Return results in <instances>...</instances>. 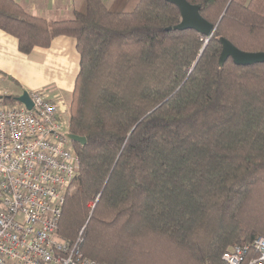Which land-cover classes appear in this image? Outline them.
Returning <instances> with one entry per match:
<instances>
[{"label": "trees", "instance_id": "16d2710c", "mask_svg": "<svg viewBox=\"0 0 264 264\" xmlns=\"http://www.w3.org/2000/svg\"><path fill=\"white\" fill-rule=\"evenodd\" d=\"M217 26L169 28V0H84L49 21L0 0V30L30 55L76 40L80 70L68 132L81 165L59 236L108 264H224L264 237V64L220 65L222 40L264 53V0H187ZM11 100V98H6Z\"/></svg>", "mask_w": 264, "mask_h": 264}, {"label": "built area", "instance_id": "2783aa9c", "mask_svg": "<svg viewBox=\"0 0 264 264\" xmlns=\"http://www.w3.org/2000/svg\"><path fill=\"white\" fill-rule=\"evenodd\" d=\"M33 108L0 94V264H108L60 238L67 192L81 161L68 138L70 111L29 93ZM224 264H264V237L231 246Z\"/></svg>", "mask_w": 264, "mask_h": 264}, {"label": "crops", "instance_id": "0c3cea01", "mask_svg": "<svg viewBox=\"0 0 264 264\" xmlns=\"http://www.w3.org/2000/svg\"><path fill=\"white\" fill-rule=\"evenodd\" d=\"M29 13L49 21L74 18L84 0H16ZM80 70V55L75 39L61 36L48 49H35L24 55L16 38L0 30V78L3 76L24 92L50 90L51 99L63 108L69 107L76 78ZM1 81V80H0ZM1 87V86H0ZM8 88L14 89L11 85ZM5 93L0 89V94ZM7 93V92H6Z\"/></svg>", "mask_w": 264, "mask_h": 264}, {"label": "water", "instance_id": "95a60500", "mask_svg": "<svg viewBox=\"0 0 264 264\" xmlns=\"http://www.w3.org/2000/svg\"><path fill=\"white\" fill-rule=\"evenodd\" d=\"M169 1L179 8L182 20L178 25L169 28L168 30H195L207 38L206 43H208L215 34L217 26H214L202 17L201 6L192 5L187 0ZM222 45L223 50L220 57V65H223L228 58H232L234 63L238 66L264 64V53H248L241 51L227 40H222ZM16 100L25 104L29 110L33 108V103L28 92H24L20 96H17ZM67 136L73 143H77L82 146L87 144V139L85 137H80L70 133Z\"/></svg>", "mask_w": 264, "mask_h": 264}, {"label": "rangeland", "instance_id": "374dc122", "mask_svg": "<svg viewBox=\"0 0 264 264\" xmlns=\"http://www.w3.org/2000/svg\"><path fill=\"white\" fill-rule=\"evenodd\" d=\"M104 3L106 4V6L108 8L113 9V10H118L121 7L122 0H104ZM0 80H1L0 81V86H1L0 89H2L3 92H7L11 98V100L6 101L7 105L11 106V105L16 104L18 102L16 100V98L20 94L18 89H20V88L16 87V84L13 81H11L9 79H5V77H3V76L0 78ZM9 85H11V87H13L14 89L8 88L7 86H9ZM42 94L44 97H46L47 99H50V100H52L51 98L55 96L53 93H51L50 90H46V91L44 90V91H42ZM68 97L71 101L72 96L69 95ZM69 108H70V103H69ZM69 111H70V109H69ZM80 240H81V238H80Z\"/></svg>", "mask_w": 264, "mask_h": 264}]
</instances>
